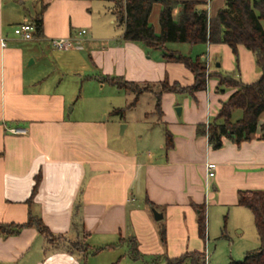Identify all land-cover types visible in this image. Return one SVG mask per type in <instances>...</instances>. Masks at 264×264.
<instances>
[{
	"label": "crops",
	"instance_id": "0c3cea01",
	"mask_svg": "<svg viewBox=\"0 0 264 264\" xmlns=\"http://www.w3.org/2000/svg\"><path fill=\"white\" fill-rule=\"evenodd\" d=\"M175 1L200 2L199 9L207 10L210 18L226 4ZM117 8L114 1L102 0H0V225L41 219L55 237H64L49 241L34 226L17 234L0 233V264H168L192 252L205 253L208 262L213 219L241 209L253 217L239 205V193L264 191V141L256 137L239 145L224 138L216 150L207 135L198 134V127L213 123L236 91H219V74L244 83L258 80L261 72L253 53L240 46L237 62L225 44H200L195 56L183 54L206 61L211 76L207 87L194 95L163 93L158 111L160 84L191 86L194 74L182 63L167 61L160 50L126 41ZM161 9L159 4L153 12L158 21ZM40 15L43 37L27 41L16 36L17 26ZM153 25L156 31L160 27ZM82 30L87 33L79 35ZM66 37L76 40L74 49L51 47L53 39ZM167 49L181 53L178 44ZM68 61V72L80 77L72 86L66 85ZM105 76L150 86L133 109L148 106L136 122L142 128L137 135L157 142L154 153L139 148L129 152L112 144L101 117L107 110L130 106L136 94L102 83L99 79ZM84 82L91 91L83 98L94 109H78L74 103L75 85L85 87ZM107 87L125 91L127 105L104 109L102 91ZM237 114L241 118L242 112ZM18 126L28 128L29 134L9 132ZM125 127L129 130L130 123ZM166 130L173 137L170 150L165 147ZM209 163L216 164L214 177L209 176ZM38 176L40 184L32 195ZM199 206L205 210L206 241L199 236ZM153 209L162 214L161 220H155ZM134 240L138 259L131 253ZM75 242L98 251L71 252ZM229 262L223 258L219 263Z\"/></svg>",
	"mask_w": 264,
	"mask_h": 264
},
{
	"label": "trees",
	"instance_id": "16d2710c",
	"mask_svg": "<svg viewBox=\"0 0 264 264\" xmlns=\"http://www.w3.org/2000/svg\"><path fill=\"white\" fill-rule=\"evenodd\" d=\"M114 1L117 5L118 21L124 26V39L129 42H141L148 47L162 51L167 61L184 64L195 77L194 84L182 86L175 82L164 81L160 84V91L156 93V108L161 107L163 93L190 94L207 87L208 74L206 61L201 58L192 59L179 52L169 51L170 44H189L191 46L206 44L229 46L238 62L239 47L243 46L251 51L261 75L253 83H244L232 75L219 74V91L226 88L237 89L230 98L223 103L217 119L209 125L198 127V134L207 135L209 143L214 149H220L223 139L228 138L237 144L251 141L254 138L264 141V0H226L225 6L214 18H210L207 10L199 9L200 2L175 0H102ZM161 5L158 32L151 23L154 9ZM179 10L177 15L175 11ZM35 27L34 36L43 37L44 23L40 16L31 23ZM102 83H110L119 89L136 94L133 107L138 98L145 92H150L147 84L141 87L134 82H128L120 77L105 76L99 79ZM126 109L113 111L114 115L124 116ZM237 111L242 112L241 118L233 120ZM166 150L173 147V137L166 130ZM40 184V177L36 178L33 189L34 195ZM239 205L249 209L254 217V223L261 242L259 249L248 252L243 261H230L229 264H264V191H241ZM199 236L207 240V220L204 207H197ZM36 227L49 241L62 240V236L55 237L41 219H30L26 224L15 226L0 225V233H20L25 227ZM12 229V230H11ZM11 230V231H10ZM165 232L161 230V240L165 242ZM131 253L135 259L139 258L136 241H132ZM70 251L90 252L84 242L71 243ZM207 264V256L203 252L186 253L176 260H169L168 264Z\"/></svg>",
	"mask_w": 264,
	"mask_h": 264
},
{
	"label": "rangeland",
	"instance_id": "374dc122",
	"mask_svg": "<svg viewBox=\"0 0 264 264\" xmlns=\"http://www.w3.org/2000/svg\"><path fill=\"white\" fill-rule=\"evenodd\" d=\"M158 22V16L156 15V13H154L151 18V23L156 24L157 26V24H159ZM178 46H180V51L182 54L187 53L191 56H195L197 53L196 51L198 50V48H200L201 45L193 47L189 44L181 43L178 44ZM198 54L201 55V53ZM69 64L70 61L66 62V85L72 86L75 84L74 80L80 79V77L75 76L73 72H68V70L71 69V66L69 67ZM93 84H95L97 88V83ZM75 86L78 91L75 94L76 102L74 103L76 104L78 109L80 106L89 108L92 107V109H94V103L89 101V99L86 100L83 98L84 95L88 94L89 91H91L89 83L84 82L85 87L79 85ZM98 89H101V85H99ZM102 92L105 97V99L102 100V103H105V105L103 106L104 109H109V105H112V110L114 109V107H125L127 105V93H125V91L118 93L116 89L107 87ZM96 108L98 109L100 108V106L96 105ZM125 109L126 110L124 116L113 115L112 112L114 110H107L108 112H106L101 117V119L106 122L107 127L110 130L112 144L119 149H124L129 152L135 151L139 148L142 149L140 152H143L145 154H148L151 151V153H154L157 142L154 140L148 142L147 140H145V138H142L141 140V138H139V136L137 135L138 132L142 131V128L141 126L137 125L136 122L143 118L146 110L148 111V106H146L145 104H141L140 107H136V109H133V107L129 106L125 107ZM68 112H70V108L68 109ZM237 119H239L238 114L234 116L233 120L235 121ZM128 122L130 123L129 130H125V127L122 133V126H127ZM155 129L157 131H163L161 127H155ZM114 137H116L117 139L114 140ZM241 210L244 211H241L238 214L234 213V211H231L230 214L226 212L219 219H213L212 227L209 231L212 248L211 253H209V261L207 262V264H220L219 262L223 258H225L226 260L230 259V261H243L245 255L248 252L255 251L261 246V242L258 237L251 213H249V211H247L246 209ZM214 254L216 255L213 257Z\"/></svg>",
	"mask_w": 264,
	"mask_h": 264
},
{
	"label": "built area",
	"instance_id": "2783aa9c",
	"mask_svg": "<svg viewBox=\"0 0 264 264\" xmlns=\"http://www.w3.org/2000/svg\"><path fill=\"white\" fill-rule=\"evenodd\" d=\"M14 32L16 36L27 41L36 39V37L34 36L35 27L32 24L19 25L15 28ZM86 33H87L86 30H82L79 32V35H84ZM76 45H77L76 40L73 37L58 38V39H53L51 41V47L54 50H58V51L71 50L74 49ZM9 132L17 136H27L29 134V129L26 127L18 126V127L10 128ZM208 169L210 170L209 176L214 177L215 176L214 170L216 169V164L209 163Z\"/></svg>",
	"mask_w": 264,
	"mask_h": 264
},
{
	"label": "water",
	"instance_id": "95a60500",
	"mask_svg": "<svg viewBox=\"0 0 264 264\" xmlns=\"http://www.w3.org/2000/svg\"><path fill=\"white\" fill-rule=\"evenodd\" d=\"M176 111H177L178 115L180 116V112L182 111V108L178 107L176 109ZM124 128H125V126H122V133H123ZM152 212L154 214V218L156 221H159L162 219V217H163L162 214H159L157 210L153 209Z\"/></svg>",
	"mask_w": 264,
	"mask_h": 264
}]
</instances>
